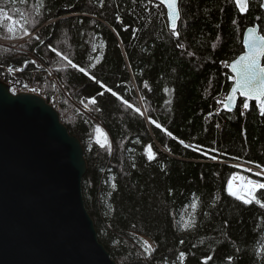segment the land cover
<instances>
[{"label":"trees","instance_id":"1","mask_svg":"<svg viewBox=\"0 0 264 264\" xmlns=\"http://www.w3.org/2000/svg\"><path fill=\"white\" fill-rule=\"evenodd\" d=\"M260 2L241 13L232 0H179L174 36L164 8L147 0H0V41L12 21L23 23L21 41L0 42V69L48 104L57 84L66 93L58 114L84 149V206L116 264H181V253L183 264H264V208L226 191L229 179L237 191L243 181L233 164L264 167V116L242 99L212 115L232 85L243 32L257 24L263 33Z\"/></svg>","mask_w":264,"mask_h":264},{"label":"water","instance_id":"2","mask_svg":"<svg viewBox=\"0 0 264 264\" xmlns=\"http://www.w3.org/2000/svg\"><path fill=\"white\" fill-rule=\"evenodd\" d=\"M147 1L164 8L170 29L166 5ZM249 28L264 34V20L263 33L257 24L245 29L240 55ZM14 86L0 81V264H116L84 206L82 144L42 97L15 93ZM240 99L235 94L223 111L234 112Z\"/></svg>","mask_w":264,"mask_h":264},{"label":"snow or ice","instance_id":"3","mask_svg":"<svg viewBox=\"0 0 264 264\" xmlns=\"http://www.w3.org/2000/svg\"><path fill=\"white\" fill-rule=\"evenodd\" d=\"M235 6L244 12L247 10V6L250 0H232ZM100 3H103V0H100ZM161 4L166 5L167 7V16L170 22V29L172 35L178 36V31L176 29L175 21L180 18V12L178 8V0H160ZM44 4L41 2V7ZM259 7L264 9V0H261L259 3ZM9 32L12 31L11 28L8 29ZM23 35L28 36L30 33L24 29ZM35 39L39 40L40 37L36 36ZM245 51L242 55H240L236 60L232 62L230 65L231 71L234 73V84L231 89V94L228 95L227 100L228 103L224 105L225 108H228L233 101L235 94L239 93L241 97L245 99L241 101L244 109L249 108V104L247 101L254 100L256 105L259 108V113L261 116H264V65L261 64V58H264V34H258L255 28H249L247 30V35L244 40ZM100 47H103L101 45ZM52 51L55 52L56 56L61 59L67 60V63L71 65L73 69H78L81 72H84L85 75H89L86 69L78 68V65L74 63L71 59H69L66 55H62L61 52L56 51L54 48ZM90 79L96 80L95 76H90ZM147 87V85H145ZM100 87L105 88L106 86L100 82ZM111 91L110 89H108ZM103 94V93H101ZM113 96H116L117 99H122L116 92H112ZM91 103H95L94 100L90 101ZM127 107L133 109L136 112H140L139 108H134L132 104L127 103ZM243 114V113H241ZM150 122L155 123L157 128H161L162 126L151 120ZM97 132H100V129H96ZM181 143H183L181 141ZM103 146V145H101ZM184 147H189V145L185 144ZM195 150L200 151V146H196ZM210 151H215L214 149ZM202 154H207L202 153ZM152 156H149V159H152ZM215 159V157H211ZM257 169H260L259 172L253 173V175L261 176L264 175V167L257 164L255 165ZM247 171H251V169H247ZM235 179V177L233 178ZM233 179H230L227 183V195L230 197H234L237 201H241L244 205H250L252 203L257 204L259 207L264 208V183L252 179H247V191L241 193L240 191L234 190L233 188ZM196 205H193L195 207ZM195 227V220H189L183 224L184 230H189L190 228ZM183 243V241H181ZM143 248L145 252L151 255L152 245L148 241H143ZM184 254L181 253L180 261L183 264ZM210 260L211 257H208ZM203 264H207V261H204Z\"/></svg>","mask_w":264,"mask_h":264},{"label":"built area","instance_id":"4","mask_svg":"<svg viewBox=\"0 0 264 264\" xmlns=\"http://www.w3.org/2000/svg\"><path fill=\"white\" fill-rule=\"evenodd\" d=\"M156 4V3H155ZM16 73V71H12L9 68H4V69H0V81L5 82L6 84L9 85H13V81L10 78V76L12 74ZM49 80L50 81H55L54 78L52 76H49ZM233 82V81H232ZM57 89L59 90L58 93H56L50 100L49 104L56 110H59L60 104L62 102V96L64 98H67L66 93L64 92V90L57 84ZM13 92L18 93V92H25V93H30V94H34V95H38L40 97H42L44 99V94L43 92L38 89L37 87H34L32 85H25L24 87H20V86H14L12 88ZM62 95V96H61ZM227 95L228 93H224V92H220L219 95H217L214 98V103H215V110L212 112V115L217 117L219 116L220 112L223 110V106L224 103L227 99ZM211 119V118H209ZM248 169H251L252 172H259L260 170L251 167V166H245ZM262 177L264 178V175H262ZM252 179V178H251Z\"/></svg>","mask_w":264,"mask_h":264},{"label":"rangeland","instance_id":"5","mask_svg":"<svg viewBox=\"0 0 264 264\" xmlns=\"http://www.w3.org/2000/svg\"><path fill=\"white\" fill-rule=\"evenodd\" d=\"M4 18H5V13L3 11H0V19L3 20ZM9 28L12 29V31L9 32L10 33V39L9 40H5V41H0V42L1 43H7V42L8 43H16L18 41H21L22 39L19 40V34H20L21 29L23 28V23L22 22L21 23H17L15 21H12L10 23V25H9ZM231 80L233 81V78L232 77H231ZM82 110L84 112H87L88 111L87 107H84ZM233 166H235L236 168H238V171L235 174H240L241 176H243V181H242V183L240 185V189H243L244 188L245 184L247 183L246 182L247 179H251L252 178V180L259 181L257 178L254 177L255 175H253V173H255V172L247 171L248 168L245 167L247 165H243V164H233ZM260 177H262V175ZM244 178L246 179L245 181H244ZM142 241H148L152 245V249H153L154 246H153V244L149 240L143 239Z\"/></svg>","mask_w":264,"mask_h":264},{"label":"bare ground","instance_id":"6","mask_svg":"<svg viewBox=\"0 0 264 264\" xmlns=\"http://www.w3.org/2000/svg\"><path fill=\"white\" fill-rule=\"evenodd\" d=\"M235 173H237V172H234L232 175L234 176V175H240V174H235ZM231 178V177H230ZM246 179L244 178V181H245ZM247 182V181H246ZM247 188H248V185H247V183L245 184V186H244V188L243 189H240V192L241 193H243V192H245V191H247ZM243 190V191H242Z\"/></svg>","mask_w":264,"mask_h":264}]
</instances>
